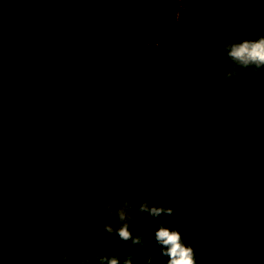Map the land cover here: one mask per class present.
Returning a JSON list of instances; mask_svg holds the SVG:
<instances>
[{
    "label": "flooded vegetation",
    "instance_id": "1",
    "mask_svg": "<svg viewBox=\"0 0 264 264\" xmlns=\"http://www.w3.org/2000/svg\"><path fill=\"white\" fill-rule=\"evenodd\" d=\"M252 8H262L264 11V0H178L183 22L178 27L185 28L180 36L182 63L209 96L217 94V89H221L223 84L234 86L240 84L238 79L243 78L218 80L216 74L225 70L227 57L220 53L224 44L264 35L262 12L245 24ZM140 10L138 0H0V135L8 140H17L23 128L22 117L26 116L34 122L25 106L22 92L23 100H17V81L21 70L28 64L30 68L34 67L39 63L36 61L40 56L42 61L58 62L73 72L83 86L87 100L92 103L94 116L100 117L113 137L134 136L163 125L164 112L154 102L163 94V90L159 89L160 79L140 88L133 84L127 87L122 81V73L112 64L122 53L132 49L138 50L141 61L146 65L155 63L156 56L150 52L153 41L145 34L144 16ZM18 23L20 28L16 32L14 25ZM243 28L246 31H241ZM187 32L190 36L195 35L196 43H187ZM202 40L207 44V50L199 47ZM61 44H65L66 49L61 55H66V62L56 60ZM46 49L52 58H48ZM146 56L152 57V60ZM105 60L107 67L116 72L112 79L107 78L106 69L102 67ZM144 68L147 69V66L144 65ZM45 69L54 70L53 78L67 83L73 91L61 71ZM240 71L246 73L242 80L249 82L252 79L249 71ZM33 77L30 91L38 108L37 102L40 103L44 93ZM231 91L233 94H223L222 90L217 94L216 113L221 118L219 107L228 118L252 120L254 123L264 119V100L260 104L247 90ZM139 102L142 104L138 107ZM53 107L54 110L48 109L52 115L47 121L49 141L51 136L53 138V146L50 144L52 157L50 159L49 152L48 160L37 171V177L28 178L23 183L18 179L9 181L7 190L12 195L1 197L5 200L0 203V207H8V214L26 210L37 197L72 177L74 161L69 142L74 135H70L63 126L59 120L62 114L58 117V110ZM44 123L46 125L45 120ZM41 155L42 152L39 160ZM11 158L15 159V156ZM240 199L220 200L215 208L211 205L206 207V204L203 206L205 200L191 198L186 207L182 205L181 209L176 208L169 229L180 232L183 243L194 249L195 259L199 261L238 264L242 257L248 256L240 247L242 241L248 239V244L261 253L259 263L264 264V195L259 200L249 197ZM223 204L230 207L223 208ZM224 214H230L235 220L229 215L222 217ZM226 218L233 221L230 229L224 227ZM241 221L243 224H239ZM150 248L148 255L142 253L137 260L136 256L143 248L134 247L132 264H147L148 257H152V264H166L167 258L161 255L160 248H156L153 238L148 239L144 246V249ZM125 257H118L120 264H123Z\"/></svg>",
    "mask_w": 264,
    "mask_h": 264
},
{
    "label": "water",
    "instance_id": "2",
    "mask_svg": "<svg viewBox=\"0 0 264 264\" xmlns=\"http://www.w3.org/2000/svg\"><path fill=\"white\" fill-rule=\"evenodd\" d=\"M160 2L161 15L150 52L155 54L160 73L186 120L184 135L119 149L99 126L83 86L70 69L50 60L30 68L21 92L41 135L42 155L30 167L0 156V167L25 175L37 172L48 160V130L30 91L31 78L45 68L61 71L70 82L87 129L103 147L105 163L97 173L3 237L0 264H81L85 259L91 264L123 223L116 209L124 198L132 204L134 220L140 214L136 208L142 201L147 200L150 205L179 188L264 182V129L224 123L209 100L183 76L174 52L176 26L183 23L182 10H178V0ZM105 224L114 231L105 232Z\"/></svg>",
    "mask_w": 264,
    "mask_h": 264
},
{
    "label": "trees",
    "instance_id": "3",
    "mask_svg": "<svg viewBox=\"0 0 264 264\" xmlns=\"http://www.w3.org/2000/svg\"><path fill=\"white\" fill-rule=\"evenodd\" d=\"M141 3V15L144 16L145 22V34L149 37L150 40L154 41V35L158 28L159 19L161 15V2L160 0H138ZM259 10V11H258ZM262 12L264 16V11L258 8H252L247 14V21L245 24L247 25L248 22H251L257 13ZM111 25V24H110ZM112 26V25H111ZM194 27V26H193ZM247 27V26H246ZM19 23L14 25V30L18 32ZM245 28V27H244ZM243 28L241 31H246ZM185 30L184 27L176 26V32L174 37V52H175V59L177 66L183 76L193 85L200 90V92L211 102L212 108L215 112L216 106L218 104L217 98L218 93L223 94H233L231 90H247L251 96L257 98L260 104H263L264 100V72L262 71H253L251 68L246 69L250 72L252 79L249 82H245L242 79H245V76L241 79H238L240 84H235L234 86L227 85L226 83L221 86V89H217V94L215 93L213 96H209L204 90L203 87L200 86L198 81H195L192 76H190L185 69L182 63L181 51H180V36L182 30ZM45 30V29H43ZM249 35V32L247 31ZM188 40L187 43H196L194 36H190L189 32H187ZM16 39V38H14ZM197 39V38H196ZM47 42H45L46 44ZM46 48V45H44ZM199 47L202 49L207 50V44L205 41L202 40L199 43ZM41 47L39 46V49ZM65 44L60 46L58 58L56 60L60 62H66V55H61L65 51ZM46 54L48 58H52L49 51L46 49ZM42 57L40 56L36 62L42 61ZM108 62V61H107ZM117 67V70L120 71L123 75V83L129 87L131 84L135 85L137 88L143 87L146 84L154 83L157 78H159V89L163 90V94L160 96L158 100L154 102L157 103V107L162 110L163 125H160L158 128L151 129L149 131H144L138 133L134 136L129 137H120L115 138L113 137L109 131L106 130L102 120L99 116H95L98 124L105 132V134L113 141L115 146L119 149L149 142L155 140H162V139H169V138H177L184 135L186 131V120L174 99L172 93L170 92L169 88L167 87L157 63L155 59V63L152 65H146L143 61H141L140 53L137 49H132L130 51L122 53L118 60L112 63ZM110 65V64H108ZM144 65L147 66V69L144 68ZM31 65H26L20 73V76L17 81V100L22 101L21 95V82L22 77L25 72L30 68ZM103 69H106L107 78L112 79L113 74L116 72L114 69L108 68L106 60L102 64ZM127 70V72H126ZM55 73L52 69H45L36 74L33 79L37 81L41 90L43 91V95L41 97L40 103L37 102L38 108L41 110L42 116L46 121V127L48 129L47 121L51 114V110H54L53 105L55 106L56 110H58V117L62 114L63 117H60L59 120L65 125L67 130L69 131L70 135H74V139L70 138L69 142V149L73 159V168L74 172L72 177L68 181H63L61 184L55 185L49 192L41 197H37L34 202L26 209L19 212H13L8 214L7 210L8 207L1 206L0 207V240L8 235L10 232L18 228L24 222H26L29 218L34 216L44 207L49 205L52 201L56 198L61 196L62 194L71 190L75 185L81 183L86 178L94 175L97 173L104 165L105 161V154L102 145L93 137V135L87 130L80 111L79 107L76 103V98L71 90L70 86L67 83H62L58 79L53 78V74ZM115 80V79H113ZM112 80V81H113ZM241 80V81H240ZM127 82V83H126ZM123 87V86H122ZM222 90V92H220ZM125 91V90H124ZM123 91V92H124ZM2 91H0V94ZM56 101V102H55ZM89 105L93 112L92 103L89 100ZM214 102V103H213ZM51 104V107L49 106ZM142 102L138 103V107L141 106ZM165 105V107H163ZM156 107V105H155ZM221 112V116L223 118L224 123L232 124V123H239L243 125H251V126H258L264 129V119L262 121L253 122L252 120L247 121L245 119L238 120L228 118L226 113L222 108H218ZM55 112V111H54ZM256 117V116H255ZM259 119V117H256ZM22 123V130L19 133V137L17 140H8L0 135V156L13 160L12 162L23 165V166H33L39 160V156L42 152V143L40 139V135L38 130L34 124L31 122L29 118L23 116L21 119ZM84 126V128H82ZM49 130V129H48ZM50 135V132H49ZM36 143V144H35ZM50 144L51 147L53 146V138L50 137ZM52 149V148H51ZM50 152V159H51ZM15 156V159L11 157ZM33 156V158L29 159L28 157ZM39 172H35L32 174L20 175L15 174L0 167V203L2 204L5 199L1 197H8V195H12L8 184L9 181L14 182L15 179H18L20 183H23L26 179H31L37 177ZM264 195V182H252V183H213V184H201V185H193L184 188H179L173 191H170L157 199H155L151 204H156L157 206L163 205L165 207H171L174 209V213L176 208L178 207L181 209L186 207L190 202L191 198H197L200 200H205L206 203L202 204L203 206L206 204L208 206L217 207V204L220 200H241L240 198L247 199H257L259 200L260 197ZM223 208H229V206L222 205ZM231 216L230 214L221 215L222 217ZM141 214H139L133 221L129 224L130 230L132 231L133 235H141L144 240L143 246L133 245L131 241H122L115 235L108 244L101 250L98 255H105V256H117L120 257L122 255H129L133 253L134 247L136 249L143 248L140 254L148 255L150 253V249H144L146 241L148 239L153 238L155 242L156 248H160L157 245L154 239V232L159 226V224L163 221L165 222V226L170 228L173 222V215L172 216H162L157 218H152L148 216L146 213L143 214V218H140ZM233 220L235 217L231 216ZM237 218V217H236ZM236 222V221H235ZM239 224H243L242 221ZM240 247L243 248L245 252V256L242 257L238 264H260L259 260H261L260 252L258 250L253 249L248 244V239L242 241ZM242 251V252H243ZM208 252V251H207ZM242 254V253H240ZM97 258V257H96ZM91 264H98L97 259ZM206 261V262H205ZM197 260L196 264H209L212 263L208 260Z\"/></svg>",
    "mask_w": 264,
    "mask_h": 264
},
{
    "label": "clouds",
    "instance_id": "4",
    "mask_svg": "<svg viewBox=\"0 0 264 264\" xmlns=\"http://www.w3.org/2000/svg\"><path fill=\"white\" fill-rule=\"evenodd\" d=\"M220 53L227 59L225 61V70L216 74L218 80L230 81L234 77H244L246 73L240 71V69L251 68L254 72H264V35H260L255 39H243L226 43L220 49ZM107 207L109 211L112 210L111 204L107 205ZM131 211L132 204L128 198H124L122 206L116 209V215L119 221L123 223L115 229V232L120 240L131 241L133 245L142 247L144 244L143 237L141 235L134 236L129 227L128 221H133ZM136 211L141 214V219L145 213L152 218L172 216L174 214L173 208L163 205L157 206L156 204L150 206L147 200L142 201ZM232 225V219L226 218L224 227L230 229ZM104 231L112 233L114 230L110 224H105ZM97 235L103 239L99 229H97ZM154 239L160 246L161 255L167 258L166 264H196L194 249L190 245L183 243L180 232L175 229H169L165 226V222L162 221L155 230ZM96 259L98 264H120L117 256L98 255ZM132 259L133 256L131 254L127 255L123 260V264H132ZM136 259L139 260L140 256L137 255ZM81 264H87V260H82ZM147 264H152V257H148Z\"/></svg>",
    "mask_w": 264,
    "mask_h": 264
},
{
    "label": "rangeland",
    "instance_id": "5",
    "mask_svg": "<svg viewBox=\"0 0 264 264\" xmlns=\"http://www.w3.org/2000/svg\"><path fill=\"white\" fill-rule=\"evenodd\" d=\"M146 58H147L148 60H152V57L150 58V57L146 56Z\"/></svg>",
    "mask_w": 264,
    "mask_h": 264
}]
</instances>
